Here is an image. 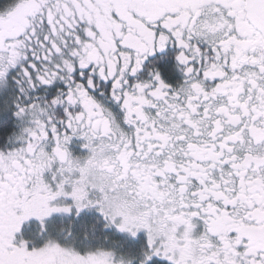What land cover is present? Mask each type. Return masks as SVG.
Returning a JSON list of instances; mask_svg holds the SVG:
<instances>
[{
	"label": "snow or ice",
	"instance_id": "1",
	"mask_svg": "<svg viewBox=\"0 0 264 264\" xmlns=\"http://www.w3.org/2000/svg\"><path fill=\"white\" fill-rule=\"evenodd\" d=\"M0 264H264V0H0Z\"/></svg>",
	"mask_w": 264,
	"mask_h": 264
}]
</instances>
